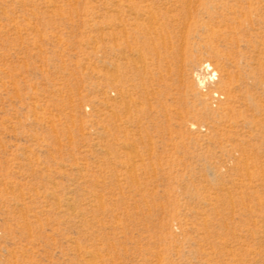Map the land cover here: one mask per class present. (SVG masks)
<instances>
[{
	"label": "rangeland",
	"instance_id": "374dc122",
	"mask_svg": "<svg viewBox=\"0 0 264 264\" xmlns=\"http://www.w3.org/2000/svg\"><path fill=\"white\" fill-rule=\"evenodd\" d=\"M128 1L0 0V264H264V0Z\"/></svg>",
	"mask_w": 264,
	"mask_h": 264
},
{
	"label": "bare ground",
	"instance_id": "6f19581e",
	"mask_svg": "<svg viewBox=\"0 0 264 264\" xmlns=\"http://www.w3.org/2000/svg\"><path fill=\"white\" fill-rule=\"evenodd\" d=\"M117 1V0H116ZM128 1V0H127ZM130 1V0H129ZM128 1V2H129ZM125 3V2H124ZM117 4V3H116ZM115 4V0H114V3H113V5L115 6L116 5ZM118 4H120V3H118ZM149 7V6H148ZM112 9H113V7H112ZM117 9V8H116ZM114 10V9H113ZM148 10V9H147ZM115 11V10H114ZM148 11H150V10H148ZM152 12V11H151ZM151 16H152V14H151ZM150 16V17H151ZM147 17H149L148 15H147ZM153 17V16H152ZM154 17H155V15H154ZM118 18V17H117ZM134 18H136V17H134ZM150 19V18H149ZM138 20V19H137ZM147 20V19H146ZM151 20V19H150ZM145 21V20H144ZM152 21V20H151ZM147 22V21H146ZM155 22H156V19H155ZM116 23V25H117V27L119 26V25H121L122 26V31L124 32L125 31V33L124 34H126L127 32H126V28H125V25H126V23H125V21L124 20H122V21H119V22H115ZM153 23V22H152ZM149 22H148V26H149ZM132 25V24H131ZM136 26V25H135ZM153 26H154V24H153ZM153 26L151 25V27L153 28ZM116 27V28H117ZM153 30V29H152ZM153 32L154 33H156L154 30H153ZM149 35H150V32H147ZM157 34V33H156ZM127 35V34H126ZM114 36V35H113ZM125 36V35H124ZM157 36V35H156ZM114 39H115V37H113ZM126 38V37H125ZM127 40V39H126ZM125 42H127V41H125ZM121 51V50H120ZM136 52V51H135ZM139 52V51H138ZM122 53V52H121ZM123 53H124V51H123ZM123 53L121 54V55H123ZM137 53V52H136ZM140 53V52H139ZM128 54V53H127ZM134 55V54H133ZM136 57V56H135ZM122 58H124V57H122ZM137 66V65H136Z\"/></svg>",
	"mask_w": 264,
	"mask_h": 264
}]
</instances>
